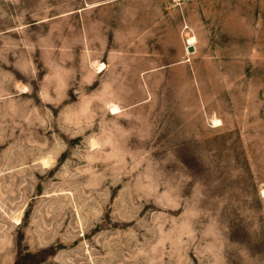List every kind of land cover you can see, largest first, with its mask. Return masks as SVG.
I'll use <instances>...</instances> for the list:
<instances>
[{"label": "rangeland", "instance_id": "1", "mask_svg": "<svg viewBox=\"0 0 264 264\" xmlns=\"http://www.w3.org/2000/svg\"><path fill=\"white\" fill-rule=\"evenodd\" d=\"M263 190L264 0H0V264H264Z\"/></svg>", "mask_w": 264, "mask_h": 264}, {"label": "bare ground", "instance_id": "2", "mask_svg": "<svg viewBox=\"0 0 264 264\" xmlns=\"http://www.w3.org/2000/svg\"><path fill=\"white\" fill-rule=\"evenodd\" d=\"M194 41H195V38L194 37H189L186 43H187V45L192 46L193 43H194ZM262 194L264 195V190L262 191Z\"/></svg>", "mask_w": 264, "mask_h": 264}, {"label": "water", "instance_id": "3", "mask_svg": "<svg viewBox=\"0 0 264 264\" xmlns=\"http://www.w3.org/2000/svg\"><path fill=\"white\" fill-rule=\"evenodd\" d=\"M187 50H188V52H192V51H193V46H190V45H189V46L187 47Z\"/></svg>", "mask_w": 264, "mask_h": 264}]
</instances>
